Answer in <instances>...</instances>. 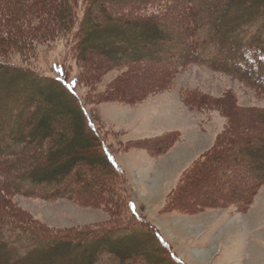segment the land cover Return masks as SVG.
Returning a JSON list of instances; mask_svg holds the SVG:
<instances>
[{"label": "trees", "instance_id": "16d2710c", "mask_svg": "<svg viewBox=\"0 0 264 264\" xmlns=\"http://www.w3.org/2000/svg\"><path fill=\"white\" fill-rule=\"evenodd\" d=\"M21 1H0L5 4L0 12V264L11 256V264H24L33 256V264H58L57 255L62 258L65 254L52 247L74 244L82 249V244L91 242L97 244L94 251L81 254L75 264H185L131 200H127V208L132 221L119 219L113 199L117 188L126 185L125 171L104 138L102 127L91 119L82 103L67 95L66 74L53 79L42 77L11 62L10 55L27 52L39 41L62 38L82 64L83 77L92 84L109 69L118 70L101 94L106 98L115 95V100L125 103L133 102L136 94L143 99L142 93L145 96L169 90L176 73L188 65L204 63L264 93V0H29L25 9ZM39 9L45 13L44 22L39 24H43L42 30L30 26L33 19L39 18ZM107 25L112 29L108 30ZM130 28L135 31L128 35ZM104 33H110L112 38L103 49L107 57L92 64L93 41ZM148 35L163 40L147 44L145 41L151 40ZM109 54L118 56L108 57ZM149 66L158 71L157 79L136 93L123 94L125 79L135 69ZM6 80H17L22 86L15 88L12 82L5 90L2 84ZM39 94L60 97L73 122L56 118V129L51 126L41 132L31 131L34 110L37 112L45 104L36 101ZM185 94L182 98L186 104L218 109L226 121L213 144L181 173L177 186L167 195V205L180 206L188 213L206 203L225 205L230 195L190 201L187 188L193 185L198 172L210 169V162L218 167L231 158L235 165H226L225 170L232 175L241 168L256 171L243 196L232 198L248 204L264 184V163L251 155L264 147V132L259 133L251 124L239 130L235 117L243 112L258 116L264 114V108L240 106L228 92L220 98ZM79 133L99 152L101 172L89 165L74 167L81 158L80 147L70 152L68 146L76 143ZM179 135V131H169L125 145L143 148L155 156L170 150ZM63 140L68 141L67 147H58ZM251 142L254 145L249 149L242 145ZM61 154L72 155V160L60 170L52 168L53 159ZM84 175L92 182L83 179ZM79 191L89 198L82 202L103 209L110 218L77 228L53 229L35 223L13 202L18 195L76 198ZM34 240L44 242L40 251L28 250ZM128 242L146 247L135 251Z\"/></svg>", "mask_w": 264, "mask_h": 264}, {"label": "rangeland", "instance_id": "374dc122", "mask_svg": "<svg viewBox=\"0 0 264 264\" xmlns=\"http://www.w3.org/2000/svg\"><path fill=\"white\" fill-rule=\"evenodd\" d=\"M28 1L22 0L20 6L25 9ZM30 2L32 3V0ZM4 6L5 4L0 2V12H3ZM38 12L39 18L33 19V24L30 26L37 28L44 22V11L39 9ZM0 21L3 22L2 18ZM20 22L23 24L24 21L20 20ZM42 26H39V30H42ZM112 27L106 26L108 30ZM161 30L164 31L166 28ZM134 31L135 29L130 28L128 35ZM154 36L148 35V39L151 40H144L145 43L156 41L160 43L163 40ZM111 41L110 33H104L93 41L92 64L107 57L103 49ZM68 44L59 37L39 41L27 52L10 55V60L48 79L66 74L67 95L72 100L82 103L91 119L102 127L104 138L114 152L117 162L126 172V185L117 188V194L113 199V203L116 199L114 208L118 211L119 219L125 223L132 221L133 218L127 208V200H131L138 211L146 216L148 223L171 243L172 250L185 264H264V184L250 197L248 204L244 205L243 201H232L235 196L238 199L239 195L243 196L247 190L246 186L256 175V171L250 169L247 172L241 168V172L236 170L232 175L225 170L226 165H235L231 158L226 160L227 164L223 163L218 167L210 162V169L197 173L193 185L187 188L190 193L188 200L200 202L205 198L230 195L225 205L206 203L197 211L188 213L180 206L170 207L166 200L168 193L177 186L181 173L213 144L226 121L218 109L196 108L186 104L182 93L193 97L220 98L228 92L234 96L240 106L247 108H264V93L249 86L239 77L212 69L208 63H204L188 65L184 70L176 73L169 90L149 93L150 95L145 96L140 92L143 99L136 94L135 97L133 95V102L125 103L115 100V95L106 98L101 94L106 84L116 78L118 70L109 69L96 84H92L83 77L85 70L74 58ZM213 49L212 46L211 50ZM154 55L151 54V57H155ZM111 56L116 57L118 54L108 55ZM133 72L125 79L126 85L123 89L125 95L140 91L159 76L158 71L151 66L141 67ZM12 82L15 88L22 86L17 80ZM12 82L6 80L2 86L6 90ZM39 95L40 98H36V101L41 100L45 104L37 112L34 110L30 121L31 131L37 129L41 132L51 126L53 130L56 129L54 124L56 118L73 122L70 118V110L63 105L60 97ZM42 121H46V124L42 125ZM235 121L241 131L246 125L251 124L259 133L264 132V114L255 116L243 112L236 115ZM175 130L179 131L180 138L175 145L173 144V148L163 154L152 156L143 148L125 145L126 142L135 139L160 136ZM67 143V140H63L57 146L67 147ZM242 145L249 149L254 143ZM78 147L81 158L74 167L80 169L89 165L97 172H101L103 163L99 164L101 161L99 152L81 133L76 136V143L68 146V149L71 152ZM254 152V155L251 154L252 157L264 163V147ZM70 160L72 155L61 154L56 156L50 165L60 170L62 165L68 164ZM83 179L92 182L87 175H84ZM82 201H89V198L82 195L81 191L76 198L63 196L45 199L22 195L13 197L14 204L35 223L53 229L77 228L110 218L103 209L87 205ZM43 243L34 240L27 246L28 250L34 248L40 251ZM128 243L130 249L135 251L144 250L146 247L144 244ZM96 246L94 242L82 244V249L75 247L74 244H57L52 250L58 253L60 250L65 254L62 258L57 255L58 264H75L81 254L88 253L89 250L94 251ZM103 246L102 244L101 247L104 248ZM12 259L11 256L1 264H11ZM35 259L33 256L24 264H33L32 260Z\"/></svg>", "mask_w": 264, "mask_h": 264}, {"label": "crops", "instance_id": "0c3cea01", "mask_svg": "<svg viewBox=\"0 0 264 264\" xmlns=\"http://www.w3.org/2000/svg\"><path fill=\"white\" fill-rule=\"evenodd\" d=\"M144 138H149V137H144ZM144 138H140V139H144ZM136 140V139H135ZM173 148V147H172ZM122 167V166H121ZM126 173V172H125Z\"/></svg>", "mask_w": 264, "mask_h": 264}]
</instances>
